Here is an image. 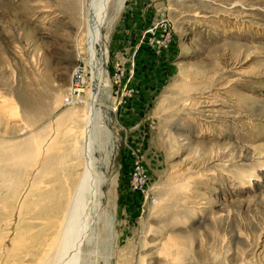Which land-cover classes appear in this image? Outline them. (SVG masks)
<instances>
[{"label":"rangeland","instance_id":"1","mask_svg":"<svg viewBox=\"0 0 264 264\" xmlns=\"http://www.w3.org/2000/svg\"><path fill=\"white\" fill-rule=\"evenodd\" d=\"M91 1L0 0V139L47 130L25 178L76 174L59 118L84 128L86 100L63 102L74 68L85 99L99 89L105 181L77 264H264V0H104L93 50Z\"/></svg>","mask_w":264,"mask_h":264},{"label":"bare ground","instance_id":"2","mask_svg":"<svg viewBox=\"0 0 264 264\" xmlns=\"http://www.w3.org/2000/svg\"><path fill=\"white\" fill-rule=\"evenodd\" d=\"M103 3L104 0H92L88 9L82 10V18L87 21L91 50L99 40L97 17ZM100 57L103 58V55ZM93 61L90 66L94 76L96 69L103 66L99 59L94 58ZM96 91L86 99V116L82 117L84 128L80 132L71 126L77 127V115L72 110L59 116L60 121L67 124L66 135L72 150L83 162L75 175L54 180L55 183L59 182L57 187L53 186V181L38 180L36 176L25 178L26 166L37 165L43 157L38 153L42 154L47 148L43 142L46 128L33 131L9 148L4 145L6 140L0 139V264H77L79 261L78 250L90 225L88 219L103 196L102 185L105 181L104 174L97 169L92 146L95 138L91 134L97 113L91 102L97 97ZM62 162L67 163L65 159ZM256 169L244 176L252 178Z\"/></svg>","mask_w":264,"mask_h":264},{"label":"built area","instance_id":"3","mask_svg":"<svg viewBox=\"0 0 264 264\" xmlns=\"http://www.w3.org/2000/svg\"><path fill=\"white\" fill-rule=\"evenodd\" d=\"M88 73L89 69L87 68V66L77 65L74 68L70 85L64 96L63 102L65 105L77 106L85 102V81Z\"/></svg>","mask_w":264,"mask_h":264}]
</instances>
